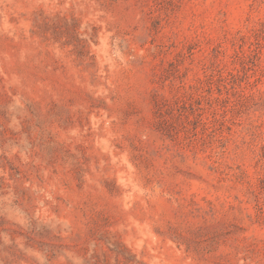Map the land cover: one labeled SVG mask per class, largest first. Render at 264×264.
<instances>
[{
    "label": "rangeland",
    "instance_id": "1",
    "mask_svg": "<svg viewBox=\"0 0 264 264\" xmlns=\"http://www.w3.org/2000/svg\"><path fill=\"white\" fill-rule=\"evenodd\" d=\"M0 264H264V0H0Z\"/></svg>",
    "mask_w": 264,
    "mask_h": 264
}]
</instances>
